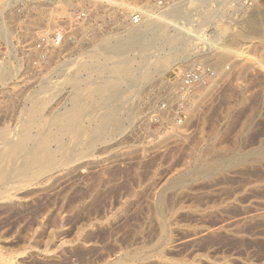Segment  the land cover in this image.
<instances>
[{"label":"rangeland","instance_id":"obj_1","mask_svg":"<svg viewBox=\"0 0 264 264\" xmlns=\"http://www.w3.org/2000/svg\"><path fill=\"white\" fill-rule=\"evenodd\" d=\"M121 1L0 0V136L12 129L5 135L18 139L27 127L43 137L26 145L45 158L44 143L58 160L35 165L16 148L30 161L8 157L29 164L26 175L0 159V264H264V0H237L245 6L236 11V0L202 1L191 30L200 10H218L205 12L190 60L170 55L166 70L152 71L153 48L148 69L132 50L130 63L144 67L135 74L152 72L150 82L121 79L119 123L100 130L116 103L91 88L116 55L100 43L129 22L133 5ZM84 10L92 21L76 30L68 19ZM254 15L256 33L246 35ZM59 25L71 33L33 64L35 40ZM200 61L213 63L217 81L193 89L181 123L160 119L181 72Z\"/></svg>","mask_w":264,"mask_h":264},{"label":"bare ground","instance_id":"obj_2","mask_svg":"<svg viewBox=\"0 0 264 264\" xmlns=\"http://www.w3.org/2000/svg\"><path fill=\"white\" fill-rule=\"evenodd\" d=\"M109 1H111V2H113V3H116V4H119V5H121V4H123V2L121 1V0H109ZM182 1V0H181ZM181 1H176V2H173L172 4H170L169 6H167L166 8H164V9H162V10H159V11H154V10H152L151 8H146V9H144V13L146 14V18L144 19V21H142V23H140V24H138V25H133V24H131L130 22H127V23H124V25H121L120 26V28H118V29H121L120 31H118V29H117V33L115 32H113V34H115L114 36H113V34H111L110 36L108 35L106 38H104V39H106V40H102V42L100 43V45H101V47L102 48H104L105 50H107V51H109L112 55H117L118 56V58H119V56H121V58L120 59H118L117 57H116V55L114 56V57H116L117 58V61L115 62V63H113V61L115 60L114 59V57L112 56H110V55H108V56H110V58H113V60H111L110 58H108V59H110V61L109 62H111L112 61V63H111V65H109L108 63V61L106 60V59H103V60H105L106 62H108L107 64L103 61V62H101L98 66L100 67V70L102 71L101 73H104V74H102L103 75V77L97 82V83H95V84H93V86H92V88H91V91L93 92V93H97V94H101V93H104V92H106V93H108V97L110 98L109 100H107V101H112V102H109L110 104L111 103H116V108H115V106H114V110H110V114H109V112H108V114H107V116L106 117H103V118H101L102 120H101V122H100V127L102 128H100V130H103L104 128H106L107 127V125H108V123L110 122V121H114L115 123H119V119H117L118 117H116V112H117V108L119 109V102H121V93H122V83H120L121 82V79H124V77H125V79H127V82H126V84L128 85V86H134L135 87V85H137L136 87H138L139 86V84L140 83H142V81H143V79L145 80V78H147L146 80H148L149 81V77H150V74L152 73H150L148 76L149 77H146L147 76V74H146V72L144 73L143 72V74H144V76H143V74H135V73H137V72H139V71H144L143 69H144V67H147L146 69H148V64L147 63H153L155 60H157V59H160V60H157L156 61V63L155 64H157L158 63V66H156L155 64H152L151 66H152V71L154 70V72H156V71H162V70H166L167 69V67H166V69H164L165 68V65L167 66V64L165 63L166 62V59H167V57H169L170 55H172V57H173V55L176 57V55L178 56V55H181V57H182V60L183 59H185V60H190V58H191V53H190V51L189 50H191V48L190 47H192V44H193V40L194 39H198V38H200V35L198 34V29H199V27L201 26V25H203V20H207L206 21V23L208 22V21H210L211 20V18H210V20H208L209 19V16L208 15H206V14H209L208 12H206V11H209V12H212L213 10H214V12H215V10L216 9H209L208 10V8H207V10L205 9V8H203V9H205V10H200V12H199V17H200V21H197V23H196V25L194 26L195 28L194 29H190V27H189V25L191 24V20H192V13H191V10L195 7V6H197V5H199L200 3H203L202 1H205V0H189L190 1V3H188V4H186V3H181ZM219 2H220V4L222 3V4H225L224 6H226L227 4H226V1L225 0H218ZM218 1H217V4H218ZM230 1V0H229ZM229 1H228V3H229ZM251 1V0H250ZM186 2V1H185ZM220 4H218L217 6H216V8L217 7H219V5ZM221 4V5H222ZM126 5V4H125ZM132 8V6H128L127 8ZM223 7V6H222ZM220 8V7H219ZM217 10H218V8H217ZM216 10V11H217ZM222 10H224V9H221V11ZM220 11V10H219ZM236 11V10H235ZM205 12H206V14H205ZM203 13L205 14V15H203ZM220 13V12H219ZM219 13H217V14H219ZM223 13V12H222ZM255 13H257V12H255ZM254 13V14H255ZM215 14V13H214ZM216 14V15H217ZM248 14V13H247ZM246 14V15H247ZM259 14V13H258ZM211 15V14H210ZM212 15H213V13H212ZM241 15H243V14H241ZM245 15V16H246ZM250 16V15H249ZM259 16V15H258ZM211 17V16H210ZM214 17V16H213ZM240 17H242V16H240ZM248 17V16H247ZM249 18V17H248ZM258 17L256 16V15H254L250 20H248V24H247V29H246V31L248 30V32H242V31H244V29H242V31H240V32H242L240 35H242V36H244V34L243 33H245L246 35H250V33H253V32H255L256 31V29H257V26H258V22H259V20L257 19ZM261 18V17H260ZM194 20V19H193ZM242 20V19H241ZM243 21V20H242ZM118 23V22H117ZM202 23V24H201ZM205 23V22H204ZM245 23H247V21L245 22ZM260 24H261V22H260ZM262 24H263V22H262ZM242 26H244V25H242ZM261 26V25H260ZM245 27V28H246ZM86 29V28H85ZM259 31V30H258ZM256 33V32H255ZM110 34V33H109ZM254 35H256V34H254ZM220 36V31H218L217 29H214L213 31H212V33H211V37H213L212 39H217L218 37ZM241 36V37H242ZM251 36H252V38L251 39H253V35L251 34ZM104 37V36H103ZM245 37V36H244ZM243 37V38H244ZM248 37H250V36H248ZM248 37L246 36V38L248 39ZM108 39V40H107ZM211 43V42H210ZM94 47V46H93ZM97 48V47H96ZM96 48H94V49H96ZM99 48V47H98ZM137 49L138 51H137V53L135 54L136 55V57H139V59H138V61L136 62V65L138 64V63H140L141 64V62H139V61H141L144 57H148V56H145L146 54H148L149 52H147L146 53V51H148V50H150L151 48H153L154 49V52L153 53H149L150 55L149 56H151L152 55V57L154 56H156L157 57V59H155L154 61L152 60V61H149V58H148V60L146 59V61H148V62H146V66L144 65V64H138V65H140V66H144L143 67V69L142 70H139V69H137V71H136V68L138 67H136V66H133L131 63H130V57L131 56H128V54L129 53H131V51L132 50H134V49ZM93 49V50H94ZM152 50V49H151ZM96 50H94V52H95ZM97 51H100V50H97ZM106 52V51H105ZM108 52V53H109ZM98 53V52H97ZM96 54V53H95ZM145 54V55H144ZM135 55L133 56V57H135ZM107 56V57H108ZM144 56V57H143ZM96 56H94L93 58H95ZM132 57V58H133ZM135 57V58H136ZM155 57V58H156ZM171 57V56H170ZM101 58V57H100ZM103 58V57H102ZM134 59V58H133ZM145 59H143V60H145ZM151 59V58H150ZM165 60L164 61V64H162L161 62L163 61V60ZM176 59H177V57H176ZM96 60V59H95ZM97 60H99V59H97ZM162 60V61H161ZM181 60V59H180ZM97 62H100V60L99 61H97ZM132 62V61H131ZM145 63V61H142V63ZM167 63H168V61H167ZM134 64V63H133ZM155 65V66H154ZM169 65V64H168ZM193 65V64H192ZM191 65V66H192ZM139 66V67H140ZM154 67V68H153ZM146 69H145V71H146ZM150 69V68H149ZM139 70V71H138ZM136 71V72H135ZM149 71V70H148ZM150 71H151V69H150ZM99 72V71H98ZM158 72V73H159ZM100 73V74H101ZM140 73V72H139ZM142 73V72H141ZM148 73V72H147ZM146 74V75H145ZM102 75H100V76H102ZM147 81V82H148ZM216 82L217 80H213L212 82ZM147 82H145V84L147 83ZM150 82V81H149ZM148 82V83H149ZM214 82V83H215ZM122 84V85H121ZM144 86V85H143ZM136 89H138V88H136ZM139 89H140V87H139ZM237 97V96H236ZM228 98H230V97H228ZM122 101H126V100H124V99H122ZM108 103V104H109ZM113 105V104H112ZM193 108V107H192ZM190 110V109H189ZM190 111H192V110H190ZM4 122V121H3ZM2 122V123H3ZM2 123H0V124H2ZM3 125V124H2ZM4 126V125H3ZM9 131V130H8ZM7 130H5V132H8ZM11 131H12V129H11ZM11 131H9L10 133H12ZM1 130H0V135H1ZM3 132H4V130H3ZM4 132V133H5ZM8 132V133H9ZM19 132V131H18ZM17 132V133H18ZM22 132V133H21ZM41 132V131H40ZM8 133H5V134H8ZM101 131H98V132H96L95 133V135L92 137V138H90L91 140L90 141H88L89 142V144H91L92 142H94L95 141V139L96 138H98L100 135H101ZM176 133V132H175ZM178 133V132H177ZM5 134H3V136L1 137L2 139H3V141H1V143H3V144H5L6 145V148H4L5 147V145H3V144H1L2 146L0 147V159H8V161H10V160H14V156L16 155L17 157H15V158H17L16 160V162H18L19 161V159H18V157H19V155H20V153H23V152H20V151H22V150H20V149H23V151H25V153H26V156H29L28 158L30 159V158H32V157H34L31 161H32V163H34L35 161H36V163L38 162V163H40L39 161H42V160H44V159H46L47 161L49 160V159H51L50 161H51V163H50V161H49V164H52V165H55L56 163H52V162H54L56 159H54V157H51V154H50V152H51V150H49V147H45V145H44V143H41V144H43V146L45 147H43V149H45V150H47V148H48V152L46 153V151H45V154L46 155H44V157L45 158H43L42 156V153L41 154H38L37 153V151L36 150H33V146H35V145H33L31 148L30 147H28L27 145H29V144H27V143H29L28 142V140L30 141V140H33L34 138H31V132L28 130V128L26 127V128H23L21 131H20V136L18 135V134H15L14 135V137H17V135H18V139H13V140H11L9 137H8V135L6 136ZM36 134V133H35ZM39 134V133H38ZM41 134V133H40ZM179 134V133H178ZM5 135V136H4ZM10 136V135H9ZM39 136H41V137H43L42 135H38V137H37V135H36V137H35V140H36V138H38V140H40L39 139ZM12 137H13V135H12ZM11 137V138H12ZM29 137L31 138V139H29ZM32 137H34V135H32ZM35 140H33L34 142H36ZM41 140H42V138H41ZM40 140V141H41ZM57 141H59V139H57ZM33 142H31V144H32ZM37 143V142H36ZM60 142H58V144H59ZM27 144V145H26ZM38 144V143H37ZM61 144V143H60ZM9 148H8V147ZM8 148V149H7ZM19 149V150H17V149ZM36 148V147H35ZM4 149H7V150H4ZM19 151V155H17L18 154V152L17 151ZM17 152V154H15L14 155V153H12V152ZM50 151V152H49ZM53 152V151H52ZM27 153H29L28 155H27ZM48 153H49V155H48ZM11 154H13L12 156V158H10L11 157ZM25 155V154H24ZM30 155H31V157H30ZM8 156H10V157H8ZM26 156H23V154L21 155V157H25V160H21L22 158L21 157H19L20 158V161L21 162H23V161H25V163L27 162V160L28 161H30L29 159H27V157ZM52 156H54V154L52 155ZM8 157V158H7ZM10 158V159H9ZM43 158V159H42ZM2 160L3 162H5V161H7V160ZM54 159V161H52ZM12 160V161H13ZM34 160V161H33ZM56 161H58V160H56ZM0 162H1V160H0ZM11 162V161H10ZM14 162V161H13ZM13 162H11V165H13L12 163ZM2 163V162H1ZM7 164H8V162H6ZM23 164V163H21V164H23V165H26V164ZM28 163V162H27ZM31 163V162H30ZM31 163V164H32ZM17 164V163H16ZM13 165V166H10L9 165V167L11 168H13L14 169V167H18L19 168V166H21V165H19L18 166V164L17 165ZM19 164H20V162H19ZM35 164V163H34ZM5 165V164H4ZM28 166H29V164H27ZM26 165V166H27ZM35 165H38V164H35ZM27 166V167H28ZM22 167L23 166H21L20 167V169H22ZM26 167V169H28ZM18 168H15V172H17V173H20V172H18V171H20V170H18L17 171V169ZM13 169H11L12 171H13ZM26 169H24V170H26ZM23 170V169H22ZM21 170V171H22ZM22 171L21 173H23V174H26L27 175V171ZM10 172L9 171V174L10 173H12V174H15V173H13V172ZM11 175V174H10ZM9 175V176H10ZM123 215V214H122ZM123 217V216H122ZM116 222H117V218H116V220H115ZM114 222V221H113ZM120 222V221H119ZM113 224V223H112ZM117 224H119V223H117ZM163 224H165V223H163ZM111 226V225H110ZM117 236V235H116ZM169 240V239H168ZM108 242V241H107ZM112 244V243H111ZM114 246V245H113ZM98 247V246H97ZM98 249V248H97ZM120 249V248H119ZM96 250V249H95Z\"/></svg>","mask_w":264,"mask_h":264},{"label":"built area","instance_id":"obj_3","mask_svg":"<svg viewBox=\"0 0 264 264\" xmlns=\"http://www.w3.org/2000/svg\"><path fill=\"white\" fill-rule=\"evenodd\" d=\"M174 1L175 0H130L128 2L132 3L133 6L127 9L128 11L124 14L126 15L127 21L133 25H138L146 18L144 9L152 7L154 11H159L166 8ZM181 3L188 4L190 1L182 0ZM235 3L237 4L235 5ZM235 3V10L245 6L243 3L240 4L237 0ZM91 12V10H84L76 15H72L71 18L68 19L69 24L74 25L76 30L82 28L83 25L92 21ZM239 12L241 11H238V13ZM70 33L71 31L66 30L65 25H59L52 30L41 33L33 44L36 53L33 64L40 65L44 62L48 54L54 48H58ZM215 72L216 70L213 63L205 61H200L193 65V67L184 69L180 74L176 92L170 99L165 100L160 105V119L172 117L178 123H181L182 115H184L187 110V104L193 89L198 85L210 83L215 78Z\"/></svg>","mask_w":264,"mask_h":264}]
</instances>
